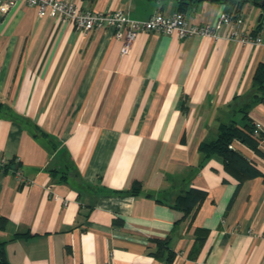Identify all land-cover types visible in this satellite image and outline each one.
Returning <instances> with one entry per match:
<instances>
[{"label": "crops", "instance_id": "0c3cea01", "mask_svg": "<svg viewBox=\"0 0 264 264\" xmlns=\"http://www.w3.org/2000/svg\"><path fill=\"white\" fill-rule=\"evenodd\" d=\"M62 1L137 20L178 12L174 0ZM231 11L202 1L183 14L212 25ZM238 16L246 33L264 37V8L245 3ZM229 31L225 24L220 33ZM122 46L111 29L83 33L24 1L0 13L6 260L264 264V156L230 145L262 173L236 189L222 158L199 151L221 124L258 123L264 135V86L252 90L264 46L156 31L140 33L127 54ZM191 187L206 197L184 216L171 202Z\"/></svg>", "mask_w": 264, "mask_h": 264}, {"label": "built area", "instance_id": "2783aa9c", "mask_svg": "<svg viewBox=\"0 0 264 264\" xmlns=\"http://www.w3.org/2000/svg\"><path fill=\"white\" fill-rule=\"evenodd\" d=\"M17 1H24L36 9L39 17L48 16L55 20L71 22L76 30L89 33L94 29H111L115 38L123 39L122 54H127L137 36L143 32L156 31L165 35H175L179 39H185L194 35L210 37L241 44L264 46V37L248 34L244 29V20L234 17L233 14L221 13L214 24L192 25L187 23L181 12H175L169 16L162 13H154L146 20L130 18L121 11L96 13L83 10L77 5L62 0H0V13H5ZM229 25L228 34L222 35L220 30L223 25ZM261 133V126L254 124L253 135ZM1 165V162H0Z\"/></svg>", "mask_w": 264, "mask_h": 264}, {"label": "trees", "instance_id": "16d2710c", "mask_svg": "<svg viewBox=\"0 0 264 264\" xmlns=\"http://www.w3.org/2000/svg\"><path fill=\"white\" fill-rule=\"evenodd\" d=\"M164 1V0H155ZM178 5V12L183 13L189 7L202 1L220 2L231 8L229 14L238 17L240 7L245 3H254L264 8L261 4L262 0H174ZM254 35V33H252ZM264 72V71H262ZM259 71L254 76V86L261 90L264 86V73ZM254 124L245 125L243 128L237 127L233 122L229 124H221L218 129V135L215 140L211 142H203L199 145V151L205 156L218 155L223 160L224 170L232 175L237 180L236 189L247 179L257 178L262 176V173L256 168L254 164L245 159L237 151L230 148V145L238 141L243 145L255 151L258 155L264 156L259 150V145L264 140V135L261 133L258 136L253 135ZM11 164V162H10ZM1 165H3L1 163ZM5 167V166H4ZM140 191V185L135 183L130 192L137 194ZM206 197V193L196 188H188L177 194L171 205L182 211L183 215H188L194 210L200 202ZM204 239L203 231L196 232V244H201ZM4 243L0 241V264H9L4 256Z\"/></svg>", "mask_w": 264, "mask_h": 264}, {"label": "water", "instance_id": "95a60500", "mask_svg": "<svg viewBox=\"0 0 264 264\" xmlns=\"http://www.w3.org/2000/svg\"><path fill=\"white\" fill-rule=\"evenodd\" d=\"M261 4L264 5V0H262Z\"/></svg>", "mask_w": 264, "mask_h": 264}, {"label": "rangeland", "instance_id": "374dc122", "mask_svg": "<svg viewBox=\"0 0 264 264\" xmlns=\"http://www.w3.org/2000/svg\"><path fill=\"white\" fill-rule=\"evenodd\" d=\"M255 89H256V87L254 86V88L252 90H255Z\"/></svg>", "mask_w": 264, "mask_h": 264}]
</instances>
